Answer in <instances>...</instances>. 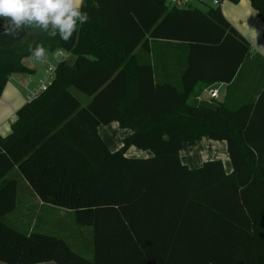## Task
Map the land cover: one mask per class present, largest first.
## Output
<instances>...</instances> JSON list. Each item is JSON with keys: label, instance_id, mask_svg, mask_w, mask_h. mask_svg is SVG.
I'll return each mask as SVG.
<instances>
[{"label": "trees", "instance_id": "obj_1", "mask_svg": "<svg viewBox=\"0 0 264 264\" xmlns=\"http://www.w3.org/2000/svg\"><path fill=\"white\" fill-rule=\"evenodd\" d=\"M249 1L264 22V0ZM81 10L89 20L67 42L33 27L0 36V95L13 74L32 73L25 60H36L37 44L74 57L56 63L51 84L0 136V262L264 264V88L233 109L199 99L209 82L234 77L249 43L219 7L83 0ZM148 38L187 42L181 88L155 82L150 62L139 61L135 50L149 51ZM227 56L224 76L212 63ZM211 69L217 76L204 77ZM112 122L131 131L114 151L98 133ZM203 136L225 141L231 172L220 159L181 160L184 144ZM130 147L148 154L127 155ZM14 167L41 202L91 228L93 260L61 237L3 221L15 208Z\"/></svg>", "mask_w": 264, "mask_h": 264}, {"label": "crops", "instance_id": "obj_2", "mask_svg": "<svg viewBox=\"0 0 264 264\" xmlns=\"http://www.w3.org/2000/svg\"><path fill=\"white\" fill-rule=\"evenodd\" d=\"M220 10L223 17L230 23V25L249 43L250 54L245 58L241 65L238 66L234 77L229 82L224 80H213L212 82H209L207 87L201 92L199 99L212 104L220 103L226 108L233 109L243 103L255 101L260 91L264 88V22L260 20L257 11L253 8L249 0H239L236 3L231 1H229V3L225 2L220 7ZM148 45L149 51L146 53L142 51L139 46L136 48L135 52L136 55H138L139 61L148 60L150 62L155 82L166 81L181 88L182 73L187 67V42L148 38ZM71 56L72 55L70 54L69 58L73 59L74 57ZM227 57L228 61L223 62L214 60L212 63L214 65H220V71H222L220 74L222 73L224 76L229 73L230 66L233 65V56L230 57V59L229 56ZM25 65L27 68L33 70L31 74H25L30 80L31 76L36 71V66L32 59L25 60ZM20 75L21 74H13L7 81L0 95V136H6L10 133L11 123L16 120L17 110L39 93L36 92V85L31 90L26 89V94H22L20 92V85H22L23 80H21ZM203 76L206 78H213L217 76V73L214 69H211L204 72ZM211 88L218 89L217 98H209L207 90ZM123 129L124 128L119 127L117 122H112L107 125H100L98 127V133L108 149L114 151L120 147L122 140L131 133L130 130ZM186 147L194 153L196 150L193 148L199 147L198 154H194L193 156L190 153L188 156L186 155L182 158L181 153ZM126 154L130 156L146 155L145 151L134 147H130ZM180 158L190 167H197L205 160L220 159L223 163L224 170L226 172H231V163L224 140L203 136L192 145L184 144L180 151ZM10 177L16 180L17 188L18 184L21 185L24 192L30 195V198L24 200L23 207L19 212L16 211L15 203V209L3 216L4 222L20 230L21 228L17 225H24L22 223L24 222L23 218L26 216V212L28 211L32 214L33 211L37 209V206H39V212L44 213L47 216L59 215L61 208L41 202L34 194L27 181L20 175L16 167L7 174V178ZM12 223L16 224V226ZM35 226L36 223L32 227H26L24 225V228L27 230L20 231L24 233H44L41 229L36 231ZM81 230L82 229H79L74 236L76 238V243L73 245L76 244L77 247L73 248L70 244L72 242L66 240L67 244L77 254L88 260H93L94 249L91 228L90 231L86 232L87 241L91 243V245L89 244L91 253L88 252V257L85 256L83 249L81 250L78 246L82 243V240L84 239L83 236L85 235ZM78 249L81 252H79ZM0 264L5 263L0 262ZM36 264L55 263L48 261Z\"/></svg>", "mask_w": 264, "mask_h": 264}, {"label": "clouds", "instance_id": "obj_3", "mask_svg": "<svg viewBox=\"0 0 264 264\" xmlns=\"http://www.w3.org/2000/svg\"><path fill=\"white\" fill-rule=\"evenodd\" d=\"M82 4L83 0H0V36L15 39L25 27H36L49 37L58 35L67 42L89 20L87 12L81 10ZM45 53V47L37 44L31 54L41 61Z\"/></svg>", "mask_w": 264, "mask_h": 264}, {"label": "rangeland", "instance_id": "obj_4", "mask_svg": "<svg viewBox=\"0 0 264 264\" xmlns=\"http://www.w3.org/2000/svg\"><path fill=\"white\" fill-rule=\"evenodd\" d=\"M225 2L229 3V0H225L224 3ZM193 4H196L201 9H205V6L198 3L197 1H193ZM169 8H170V5H169ZM69 57H70V54H69ZM58 59H59V57L56 55V52H55L52 54L45 53V58L41 61L35 60L34 63L36 66V71L31 76L30 80L28 79V77H26L25 74L20 75L21 80H23L22 85H20V92L22 94H26V89L31 90L33 87L38 85V80L42 78V76L45 74L46 70L49 68L50 64L57 62ZM123 130H125V129H123ZM120 145H121V143H120ZM193 149L196 150L195 153L192 150L187 149V147H186L185 150H183L181 153L182 158L185 157L186 155L188 156L190 153L193 156H194V154H198L199 147L193 148ZM145 154L147 155L148 152L145 151ZM142 156H144V155H142ZM14 171H16V170H14ZM10 175H12V174H10ZM29 198H30V195H28V193L24 192V189L22 188V186L18 184L17 193H16V211L17 212H19L22 209L24 200L29 199ZM60 210H61V212H59V215L47 216L44 213H40L39 212V206H37V209L35 211H33L32 214H30V212H28V211L26 212V216H24V218H23L24 222L22 224H24L26 227H32L36 223V226H35L36 231L41 229V230H43V232L45 234H50V235H54L57 237H61L65 241L67 240L68 242H72L70 244L73 248L77 247L76 244L73 245L74 243H76V238L74 236L78 232L79 229H82L81 231L83 233H85V235L83 236L84 239L82 240V243L79 244L78 246L81 250L83 249V251L85 252V256L88 257V252L91 253V250L89 249V244L91 245V243H89L87 241L86 232L90 231V228L88 226H82V225L77 224L75 222V219H74L73 211L67 210V209H62V208ZM2 219H4V218H2ZM12 224H14V223H12ZM14 225L16 226V224H14ZM24 225H22V226L17 225V226L19 228H21L20 230L24 231V230H27L26 228H24ZM70 236H72V237H70ZM90 241H91V239H90ZM78 251L81 252L79 249H78Z\"/></svg>", "mask_w": 264, "mask_h": 264}, {"label": "built area", "instance_id": "obj_5", "mask_svg": "<svg viewBox=\"0 0 264 264\" xmlns=\"http://www.w3.org/2000/svg\"><path fill=\"white\" fill-rule=\"evenodd\" d=\"M171 7L176 8H184V9H192V8H199L196 4H193V1H197L198 3L205 6L206 10L210 7H221L225 0H165ZM69 52L57 50L56 55L59 57L58 61L61 59H68ZM57 61V62H58ZM51 63L49 68L46 70L45 74L42 76L41 79L38 81V85L36 88V92H42L47 89V87L51 84L54 76V71L56 68V63ZM209 98L214 99L218 97V89L211 88L207 90Z\"/></svg>", "mask_w": 264, "mask_h": 264}]
</instances>
